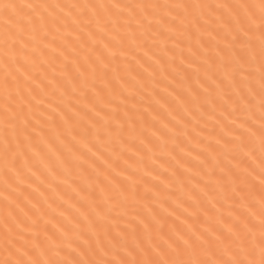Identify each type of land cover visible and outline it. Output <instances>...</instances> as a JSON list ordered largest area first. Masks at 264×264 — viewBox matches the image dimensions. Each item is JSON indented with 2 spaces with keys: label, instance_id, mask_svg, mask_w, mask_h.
Here are the masks:
<instances>
[{
  "label": "snow or ice",
  "instance_id": "obj_1",
  "mask_svg": "<svg viewBox=\"0 0 264 264\" xmlns=\"http://www.w3.org/2000/svg\"><path fill=\"white\" fill-rule=\"evenodd\" d=\"M0 264H264V0H0Z\"/></svg>",
  "mask_w": 264,
  "mask_h": 264
}]
</instances>
